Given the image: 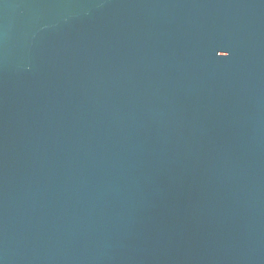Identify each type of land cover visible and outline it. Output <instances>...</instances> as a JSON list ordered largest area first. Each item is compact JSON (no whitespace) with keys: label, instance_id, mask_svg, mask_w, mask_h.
Here are the masks:
<instances>
[{"label":"water","instance_id":"1","mask_svg":"<svg viewBox=\"0 0 264 264\" xmlns=\"http://www.w3.org/2000/svg\"><path fill=\"white\" fill-rule=\"evenodd\" d=\"M0 264H264V0H0Z\"/></svg>","mask_w":264,"mask_h":264},{"label":"snow or ice","instance_id":"2","mask_svg":"<svg viewBox=\"0 0 264 264\" xmlns=\"http://www.w3.org/2000/svg\"><path fill=\"white\" fill-rule=\"evenodd\" d=\"M222 52H224V51L219 52V56H220V53H222Z\"/></svg>","mask_w":264,"mask_h":264}]
</instances>
